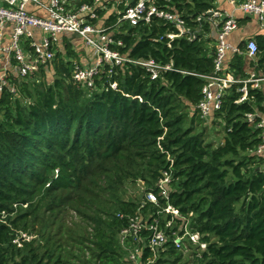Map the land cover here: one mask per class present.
<instances>
[{
    "label": "trees",
    "instance_id": "obj_1",
    "mask_svg": "<svg viewBox=\"0 0 264 264\" xmlns=\"http://www.w3.org/2000/svg\"><path fill=\"white\" fill-rule=\"evenodd\" d=\"M117 1L125 10L138 0ZM170 4L186 20L215 7L213 0ZM171 32L154 20L124 23L115 34L124 55L173 62L177 71L158 81L139 67L118 68L103 80L118 89L88 98L65 81L71 69L62 62L53 83H24L22 97L8 90L0 96V264H134L118 236L129 217L160 212L170 240L151 264H264V159L251 153L260 131L245 118L264 111V93L249 88L250 102L236 104L243 85L229 90L216 114L225 124L218 123L224 143L208 140L197 106L206 84L201 76L213 73L214 58L206 42L177 39L169 48ZM255 40V62L235 56L229 64L240 78L249 69L264 72V35ZM165 171L172 172L167 199L157 187ZM140 181L157 204L128 200L127 185ZM169 206L177 215L165 211ZM71 213L82 224L70 221ZM189 221L208 247L188 260L173 240ZM151 257L145 249L141 262Z\"/></svg>",
    "mask_w": 264,
    "mask_h": 264
},
{
    "label": "built area",
    "instance_id": "obj_2",
    "mask_svg": "<svg viewBox=\"0 0 264 264\" xmlns=\"http://www.w3.org/2000/svg\"><path fill=\"white\" fill-rule=\"evenodd\" d=\"M170 3L171 0H138L132 5L127 3L126 9L120 10L122 1L117 0H0V61L3 64L0 96L5 90L17 95L12 79L36 77L53 68L58 59L70 65L71 72L64 74L65 81L85 92L88 98L106 87L117 90V82L103 80L106 75H115L118 68L139 67L151 81H158L167 72L177 71L173 62L163 64L153 58L134 59L124 55L120 51L124 44L115 38V34L124 23L137 27L163 20L175 30L166 34L169 48L177 39H186L190 43L206 42L210 56L214 58V71L211 75L201 76L206 84L197 110L206 127L215 123L225 125L223 120L216 119V114L222 109L229 90L243 85L239 89L242 96L235 101L236 104L250 102L249 88L264 93V72L249 69L247 77L240 78L229 69L235 56H244L249 62L256 61L259 47L255 38L235 44L230 42V37L240 29L242 18L255 19L264 32V0H213V9L190 20H186ZM101 12L105 14L102 16ZM111 15L116 17L113 24L109 23ZM69 48L74 52L72 57ZM245 118L260 131V143L251 153L264 159V111L247 114ZM224 138L220 144L224 143ZM171 181L172 172L165 171L157 185L165 199ZM147 197V202L158 203L155 194L149 192ZM165 211L177 215L170 206ZM160 215L161 212L156 217L138 214L128 218L129 226L121 232L119 239L128 252V260L134 264H143L141 259L145 249L152 254L146 264L154 263L165 251L169 236L161 225ZM118 218L123 220L125 216L119 214ZM170 225L167 223L166 227ZM173 242L179 251L185 256L190 254L191 258L194 251L200 257V252L208 247L189 224L175 234Z\"/></svg>",
    "mask_w": 264,
    "mask_h": 264
},
{
    "label": "rangeland",
    "instance_id": "obj_3",
    "mask_svg": "<svg viewBox=\"0 0 264 264\" xmlns=\"http://www.w3.org/2000/svg\"><path fill=\"white\" fill-rule=\"evenodd\" d=\"M60 63H62V62L60 61V59H58L57 64L53 68L50 67L48 71L43 72L41 74H38L36 77H33L31 79H28V80H15V79L13 80L12 79V84L15 85L16 90H17V92H16L17 98L22 97L20 89H21L22 84H24V83H28L32 87L41 85L43 83V81H45V80L47 82H49L50 84L53 83L55 80V77L62 72V71L59 72V70H61V68H62ZM2 67H3V64L0 61V71H1ZM4 114H5V111L0 106V119L4 118ZM206 138H208V140H212V142H214L216 145H219L223 141V138H224L223 126H220V124L215 123L214 126L207 127ZM146 190H147V187H146L145 183L140 181L137 184L127 185L126 195H127L128 200L145 201L148 199ZM169 191H170V187H168V192ZM71 216L74 217L73 220H72ZM75 216L76 215L74 213H71L69 216L70 217L69 220L73 221L77 224H82L80 219L75 217ZM143 217L149 218L146 215L145 216L143 215ZM163 217H164V219H166L164 214H163ZM189 223H190V221L187 224H189ZM118 237H120V236H118ZM23 238H26L27 240H31L30 237H26L25 235L23 236ZM169 240H170V238H169ZM189 255L190 254H186V258L189 257Z\"/></svg>",
    "mask_w": 264,
    "mask_h": 264
},
{
    "label": "crops",
    "instance_id": "obj_4",
    "mask_svg": "<svg viewBox=\"0 0 264 264\" xmlns=\"http://www.w3.org/2000/svg\"><path fill=\"white\" fill-rule=\"evenodd\" d=\"M258 35H264L259 23L253 18H242L241 27L230 37V42L238 44L247 38H255Z\"/></svg>",
    "mask_w": 264,
    "mask_h": 264
}]
</instances>
